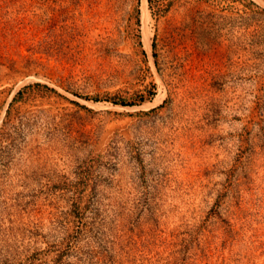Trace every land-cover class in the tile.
I'll return each instance as SVG.
<instances>
[{
    "label": "rangeland",
    "instance_id": "1",
    "mask_svg": "<svg viewBox=\"0 0 264 264\" xmlns=\"http://www.w3.org/2000/svg\"><path fill=\"white\" fill-rule=\"evenodd\" d=\"M0 264H264V0H0Z\"/></svg>",
    "mask_w": 264,
    "mask_h": 264
}]
</instances>
